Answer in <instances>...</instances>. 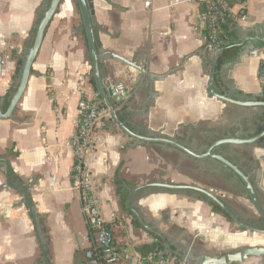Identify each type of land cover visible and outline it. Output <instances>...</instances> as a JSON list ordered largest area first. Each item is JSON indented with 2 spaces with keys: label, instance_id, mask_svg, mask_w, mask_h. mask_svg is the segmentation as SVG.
<instances>
[{
  "label": "crops",
  "instance_id": "crops-1",
  "mask_svg": "<svg viewBox=\"0 0 264 264\" xmlns=\"http://www.w3.org/2000/svg\"><path fill=\"white\" fill-rule=\"evenodd\" d=\"M47 1L0 0L3 112L17 74L18 56L27 46L37 13ZM229 1L232 34L264 27V0ZM240 5L245 7L243 19L234 16ZM91 9L95 43L103 55L98 62L99 72L111 86L125 88L127 97L113 105L131 131L174 138L187 127L227 128L253 118L251 111L214 103L208 94L203 100L212 53L205 50L204 33L196 26L203 12L201 6L186 0H91ZM109 54L134 63L145 74ZM263 61L262 41L248 45L237 65L229 67L230 89L262 97L258 71ZM90 78L81 18L73 0H62L44 33L12 118L0 120V156L8 160L21 183L30 185L29 196L47 241L49 264H84L83 252L89 245L78 194L70 187L72 153L65 142L74 132L78 101L97 94ZM95 138L96 155L91 169L101 214L121 253L117 264H130L140 256L143 246L160 242L135 225L125 205L133 188L155 182L148 179L158 175L159 165L152 161L147 148L152 144L134 145L108 119ZM166 153L173 155L177 164L178 154L172 149ZM248 158L263 168L264 143L252 148ZM166 164L180 177L171 181L188 182L187 175L178 171V164ZM133 209L164 236L173 219L188 222L197 234L213 236L221 218L204 203L183 198L147 195ZM147 234L151 238H146ZM221 238L228 239L230 245L251 246L243 235L226 238L223 234ZM259 245L264 247V240ZM0 264H45L20 194L5 187L1 171Z\"/></svg>",
  "mask_w": 264,
  "mask_h": 264
},
{
  "label": "water",
  "instance_id": "water-1",
  "mask_svg": "<svg viewBox=\"0 0 264 264\" xmlns=\"http://www.w3.org/2000/svg\"><path fill=\"white\" fill-rule=\"evenodd\" d=\"M62 0H48L47 3L41 7L37 13L35 23L33 25L32 33L29 38L27 46L24 48L22 53L18 56L21 60V65L19 71L16 74L15 79L13 80V86L8 92L9 99L7 102L6 110L3 112L1 106L4 102V99L0 96V120L10 119L13 116L15 107L21 98L27 80L31 74V66L34 62L36 54L41 45L44 33L54 16L59 4ZM79 16L82 22V29L84 32L86 45H87V54L89 57V62L91 66V78L94 82V86L98 96L100 97L104 107L107 109L109 120L112 126H115L119 131H121L125 136L133 140L134 145L142 144H157L162 147H169L185 156L191 158L202 159L210 158L216 162L219 166L226 168L231 172L232 175L238 179L243 186L245 194L243 195L251 204L253 210L258 217L264 220V210L261 207L258 199V193L256 188L251 184L247 175H245L236 165L228 161L225 157L217 154H213V149L219 145H229L235 149L242 151L246 148H258V146L253 147L255 143L262 144L264 143V127L262 130L252 138L249 139H224L219 140L211 144L203 155H195L186 149L182 144L177 142L174 138H167L158 135L157 133H149L146 136L137 134L131 131L124 122H121L117 116V111L113 104H119L122 100L119 99L115 93V87L111 86L108 80L101 77L98 67L99 58L102 57V53L95 44L93 22H92V9H91V0H75ZM227 39V36L224 35V40ZM233 46L238 49L237 57L234 61L227 63L222 66L221 72L219 74L220 80L223 83H226L229 86V67L236 66L237 63L242 59L246 47L252 45L255 41H262V46H264V27L263 28H250L243 34H232ZM224 48L218 50H213L212 56L210 58V65L208 66L207 78L205 83V89L203 94V100H207V94L212 97L214 103L226 104L233 107L241 108L244 110L251 111L252 116L254 117L256 113L264 109V102L257 101L261 97H249L250 100H240L236 98H230L228 96L220 95L214 91L213 88V79H214V66L215 60L218 54L223 51ZM110 58L116 59L127 66L135 68L141 74H145V70L139 68L134 63L128 62L114 54H109ZM1 64L2 58L0 55V74H1ZM153 76H150V78ZM230 87V86H229ZM244 95V94H243ZM247 96V95H245ZM127 97V94H126ZM242 123V122H239ZM244 123V122H243ZM186 129V128H185ZM184 129V130H185ZM184 132V131H183ZM182 136V135H181ZM178 136V137H181ZM242 149V150H241ZM249 163L253 164L257 172V186L258 190L264 196V189L262 190L259 187L261 185V180L264 178V169L261 168L257 161L249 159ZM0 171L5 176V187L12 191H20V203L25 207L28 212V216L32 222L33 230L35 233L36 240L38 242L41 260L45 264H49L48 255H47V241L42 232L39 215L35 204L30 199L29 189L30 185L20 183L17 186H13L10 183L12 170L11 166L6 160V158L0 156ZM157 189L156 191H151L150 189ZM171 192H181L185 193L186 191L193 192L205 196L209 201L216 204L224 214L230 219V223L235 224L238 228L239 233H250L253 235H264V230H260L254 227H251L243 222H241L225 204L223 199L215 196L210 191L199 188L197 186L187 185V184H174V183H165L162 181H155L152 183H147L139 187L133 188L130 192V195L127 197L125 205L129 209L130 213L137 220L140 227L155 235L162 243L163 251L159 254L166 256L172 255L177 257L179 261L184 262L185 264H243L246 260L255 258L260 259L261 264H264V247L262 246H247L244 248H239L233 252H226L224 254H193L190 247H187L185 253H180L179 251H171L170 244L165 240L163 233H161L156 226H148L147 222L140 216L139 212L133 209V205L138 202L141 198L149 196H161V197H173V198H183L187 201L192 202H202L198 199V196L191 195L190 197L182 194H173L167 193ZM142 192L139 197L137 193ZM204 203V202H202ZM208 205V202L204 203ZM210 207V206H209ZM211 210V208H210Z\"/></svg>",
  "mask_w": 264,
  "mask_h": 264
},
{
  "label": "built area",
  "instance_id": "built-area-1",
  "mask_svg": "<svg viewBox=\"0 0 264 264\" xmlns=\"http://www.w3.org/2000/svg\"><path fill=\"white\" fill-rule=\"evenodd\" d=\"M203 8L197 18V28L205 36V50L213 53L223 44L224 35H220L222 25L232 15L229 0H186ZM149 7V3H145ZM238 19L245 17V7L239 6L234 15ZM258 81L264 92V61L259 65ZM82 85V83H81ZM115 93L121 100L126 98L123 86L115 87ZM78 116L74 121V132L65 142V146L72 153L70 171V187L78 194L82 217L88 229L89 245L83 252L84 264H117L121 253L116 248L111 231L106 227L100 208V201L92 180L91 163L96 155L95 134L109 119L98 94L90 99L85 98L77 103ZM167 255L148 254L145 257H136L130 264H185L174 261Z\"/></svg>",
  "mask_w": 264,
  "mask_h": 264
},
{
  "label": "flooded vegetation",
  "instance_id": "flooded-vegetation-1",
  "mask_svg": "<svg viewBox=\"0 0 264 264\" xmlns=\"http://www.w3.org/2000/svg\"><path fill=\"white\" fill-rule=\"evenodd\" d=\"M232 92L229 91L227 96L240 99V100H244V99H241V97L233 95ZM246 100H250V98ZM261 113L262 111H259L258 113L255 114V116L251 120H244V123L243 121L242 123L236 122L237 124L235 123L234 126L227 127V128H224V127L223 128H208L206 126L201 127V128L187 127L184 130L181 137H177L174 139L180 144H182L186 149H188L193 154L203 155L205 151L207 150V148L216 141L224 140V139H249L257 135L264 127V122L261 120V117H260ZM207 142L209 143L208 145L205 144ZM262 144L255 143L253 147L261 146ZM166 149L170 150L171 148L167 147ZM245 150L246 149L239 151L229 145H219L213 149V154H217V155H221L225 157L228 161L236 165L245 175L248 176L251 184L257 190L259 203L264 210V196L258 190L257 172L255 170L254 165L248 162L249 158L243 152ZM172 151L178 154L179 158L177 159V163L180 166L183 164H188L192 168V171L194 170L196 174H199V175L201 174L204 177L215 176L222 182V184L230 188L232 194H237V192L241 194V196L245 194V191L240 181L236 179L235 176L232 175L229 170L219 166L216 162H214L210 158L196 159V158H191L189 156H185L184 154L174 149H172ZM179 165H178V169H180ZM192 195L198 196L197 193H193V192H192ZM224 202L229 207L231 212L241 222L251 227L254 225L257 226V221L261 219L260 217L257 216L256 220H254L255 222H253V220H250L240 210L234 209L230 207L229 204L226 203V201ZM164 238L170 244L171 251H179L180 253L186 252L187 247L181 248V245L178 244L176 240L169 239L166 236H164ZM190 248L192 250V253L195 255L201 253L198 249H196L195 247H192V244ZM175 258L178 260L177 257Z\"/></svg>",
  "mask_w": 264,
  "mask_h": 264
},
{
  "label": "rangeland",
  "instance_id": "rangeland-1",
  "mask_svg": "<svg viewBox=\"0 0 264 264\" xmlns=\"http://www.w3.org/2000/svg\"><path fill=\"white\" fill-rule=\"evenodd\" d=\"M232 115H236L235 112H231ZM153 147V148H152ZM147 148L150 150V156L154 163H158L159 165V173L157 176L155 174L149 177L148 182L156 181V178L165 177L166 180H162L165 183H174V184H187L192 186H197L199 188L210 191L217 197L222 198L229 204L230 207L240 210L245 216H247L250 220H256L257 214L253 210L250 202L244 197L241 196L237 192V194H232L230 188L216 178L215 176L204 177L203 175L196 174L194 170L188 164L178 165L180 169L178 170L181 174L184 173L188 177V182L181 183L171 181L173 179H180V177L175 175V172L170 168L167 169V163L176 164V158L173 155H169L166 147H162L157 144L147 145ZM252 149V148H251ZM251 149L246 148L244 154H251ZM237 150H239L237 148ZM166 161V162H165ZM169 161V162H168ZM161 169V170H160ZM264 169V167H263ZM184 179V178H183ZM259 187L264 189V178L261 180V185ZM215 224V227L218 228V231L215 232V235L209 236L207 234H197L196 231L190 229V225L186 221H178V219H173L170 222V229L165 231V236L169 239L176 240L178 244L181 245V248L195 247L202 254H224L226 252H233L239 248L247 247L246 244L237 243L236 245H230L227 241L220 239L223 237V234L228 237H232L233 235H243L247 240H249L248 244L251 246H260L259 244L263 242L264 235H253L250 233H239L238 228L235 224L228 222L224 217L220 216ZM177 220V221H176ZM146 238H151L150 235H146ZM181 241V242H180ZM224 244H223V243ZM234 246V247H233ZM175 262L178 261L176 258L173 259ZM182 262V261H181ZM246 264H261L260 259L251 258L247 261Z\"/></svg>",
  "mask_w": 264,
  "mask_h": 264
},
{
  "label": "trees",
  "instance_id": "trees-1",
  "mask_svg": "<svg viewBox=\"0 0 264 264\" xmlns=\"http://www.w3.org/2000/svg\"><path fill=\"white\" fill-rule=\"evenodd\" d=\"M73 1L75 3V6L77 7L75 0H73ZM231 22L232 21L230 19H228L221 27L220 35L221 36H223V35L227 36V39L223 41V44L220 47V48H224L223 51L220 54H218L217 57H216L215 66H214V79H213L214 91L216 93L220 94V95H224L225 94L226 96H227L228 92L229 91L232 92V90L230 89L229 86L226 85V83L221 82L219 74L221 72L222 66L227 64V63H230V62L234 61L236 59V57H237L238 52H239L238 49L233 46L232 32L231 31H232V28H233L234 25L230 24ZM20 65H21V60H18L17 61L16 73H18ZM208 66H211L209 61H208ZM90 82H91V86H92L93 90H95V86H94V82H93L92 78H90ZM232 94L235 95V96L241 97V99H244V100L249 98L248 96H245L242 93L237 92V91H233ZM230 98H232V97H230ZM7 99H9V95H7ZM257 101L264 102V95L261 98H258ZM122 109H124V108H122ZM261 111H262V113H261L260 117H261V120L264 122V109H262ZM117 116H118V118H119V120L121 122H125V117L124 116H120V112L119 113L117 112ZM147 134H149L148 131L141 133V135H143V136H146ZM205 144L208 145L209 143L207 142ZM10 154L15 156L16 152H11ZM10 183L13 186H17V185H19L21 183V181L19 180V178L14 176V174L12 173L11 179H10ZM150 190L151 191H156L157 189L153 188V189H150ZM18 192L20 194V191H18ZM141 193L142 192H138L136 194L137 197H139L141 195ZM167 193H173V194H179V195L182 194V195H185V196H188V197H190L192 195V192H189V191H186L185 193L168 191ZM198 199L201 200L204 203L208 202V205L210 206L211 212L213 214L222 216L228 222H231L230 219L224 214V212L216 204H214L211 201H209L205 196H202V195L198 194ZM121 204H123V197H122ZM253 222H255V221H253ZM134 223H135L136 226L139 227V225H138V223H137V221L135 219H134ZM252 227L260 229V230H264V220L259 219L257 221V226L254 225ZM161 251H163V246L161 245L160 242L157 241L152 246H149V247L143 246L139 250V254H140L141 257H145L148 254H159ZM167 256L170 257V258H175L172 255H167Z\"/></svg>",
  "mask_w": 264,
  "mask_h": 264
}]
</instances>
